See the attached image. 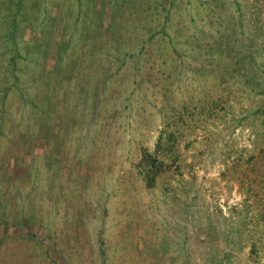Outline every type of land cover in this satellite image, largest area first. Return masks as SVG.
I'll return each mask as SVG.
<instances>
[{
  "label": "rangeland",
  "instance_id": "1",
  "mask_svg": "<svg viewBox=\"0 0 264 264\" xmlns=\"http://www.w3.org/2000/svg\"><path fill=\"white\" fill-rule=\"evenodd\" d=\"M0 264H264V0H0Z\"/></svg>",
  "mask_w": 264,
  "mask_h": 264
},
{
  "label": "trees",
  "instance_id": "2",
  "mask_svg": "<svg viewBox=\"0 0 264 264\" xmlns=\"http://www.w3.org/2000/svg\"><path fill=\"white\" fill-rule=\"evenodd\" d=\"M161 141V138L159 142ZM158 142V146L156 149V153L161 151L160 143ZM142 165L144 168V182L148 189H151L155 186V182L157 177L166 169V166L163 162H161L156 154H151L147 151L142 154Z\"/></svg>",
  "mask_w": 264,
  "mask_h": 264
}]
</instances>
